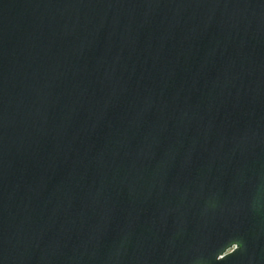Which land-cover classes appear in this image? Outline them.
<instances>
[{"label": "water", "instance_id": "obj_1", "mask_svg": "<svg viewBox=\"0 0 264 264\" xmlns=\"http://www.w3.org/2000/svg\"><path fill=\"white\" fill-rule=\"evenodd\" d=\"M0 264H264V0H0Z\"/></svg>", "mask_w": 264, "mask_h": 264}]
</instances>
